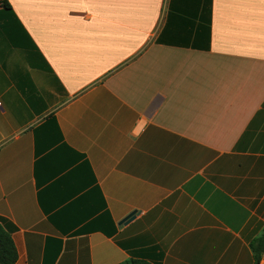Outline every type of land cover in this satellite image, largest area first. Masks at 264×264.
Returning a JSON list of instances; mask_svg holds the SVG:
<instances>
[{"label": "crops", "instance_id": "crops-1", "mask_svg": "<svg viewBox=\"0 0 264 264\" xmlns=\"http://www.w3.org/2000/svg\"><path fill=\"white\" fill-rule=\"evenodd\" d=\"M7 1L29 37L0 25L14 264H254L264 0Z\"/></svg>", "mask_w": 264, "mask_h": 264}, {"label": "trees", "instance_id": "trees-1", "mask_svg": "<svg viewBox=\"0 0 264 264\" xmlns=\"http://www.w3.org/2000/svg\"><path fill=\"white\" fill-rule=\"evenodd\" d=\"M0 25L11 45L27 50V36L19 21L15 17L11 5L7 0H0ZM27 39V40H26ZM33 46L32 43H30ZM15 226L9 221L0 217V264H14L17 260V250L15 248L12 232ZM254 264L264 253V233L256 237L251 243ZM117 264H150L148 261L130 256Z\"/></svg>", "mask_w": 264, "mask_h": 264}, {"label": "water", "instance_id": "water-1", "mask_svg": "<svg viewBox=\"0 0 264 264\" xmlns=\"http://www.w3.org/2000/svg\"><path fill=\"white\" fill-rule=\"evenodd\" d=\"M134 214H135L134 212L129 213L124 219L121 220V223H125L129 221L130 219H132Z\"/></svg>", "mask_w": 264, "mask_h": 264}, {"label": "built area", "instance_id": "built-area-1", "mask_svg": "<svg viewBox=\"0 0 264 264\" xmlns=\"http://www.w3.org/2000/svg\"><path fill=\"white\" fill-rule=\"evenodd\" d=\"M255 264H264V253L261 254L259 260Z\"/></svg>", "mask_w": 264, "mask_h": 264}]
</instances>
